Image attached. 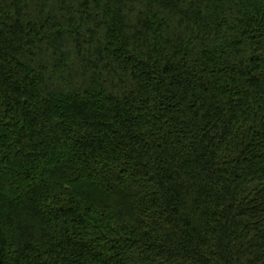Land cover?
Here are the masks:
<instances>
[{
    "label": "trees",
    "instance_id": "trees-1",
    "mask_svg": "<svg viewBox=\"0 0 264 264\" xmlns=\"http://www.w3.org/2000/svg\"><path fill=\"white\" fill-rule=\"evenodd\" d=\"M0 264H264V0H0Z\"/></svg>",
    "mask_w": 264,
    "mask_h": 264
}]
</instances>
